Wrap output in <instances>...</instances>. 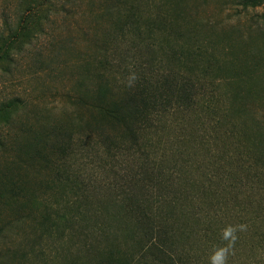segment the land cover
Wrapping results in <instances>:
<instances>
[{"label": "rangeland", "instance_id": "rangeland-1", "mask_svg": "<svg viewBox=\"0 0 264 264\" xmlns=\"http://www.w3.org/2000/svg\"><path fill=\"white\" fill-rule=\"evenodd\" d=\"M131 2L0 0V39L28 8L29 26L40 28L30 43L0 60V104H12L9 116L0 118V264H181L156 259L146 227L136 224L127 205L125 179L127 173L136 178V161L123 149L111 156L96 143L99 111L75 102L93 99L99 84L116 96L139 63L189 73L184 58L172 61L169 44L148 48L124 27ZM136 3L142 23L158 15L167 30L173 26L180 44L200 41L207 47L195 71L202 74L211 60L206 83L215 85L223 106H231L229 115L245 136L264 148V0ZM104 129L112 143L120 142L118 128L105 123ZM196 129L187 132L198 138ZM183 148L185 155L170 154L162 165L176 161L182 168L194 159L199 167L207 164L204 148ZM134 192L139 195L136 185ZM172 236L179 252L191 254L193 242Z\"/></svg>", "mask_w": 264, "mask_h": 264}, {"label": "trees", "instance_id": "trees-1", "mask_svg": "<svg viewBox=\"0 0 264 264\" xmlns=\"http://www.w3.org/2000/svg\"><path fill=\"white\" fill-rule=\"evenodd\" d=\"M137 1L132 0L129 5L124 27L132 29L136 39L148 48L169 44L172 61L179 63L184 58L189 73L181 75L175 67L159 72L150 63H139L133 73H128L116 96H112L110 87L99 84L90 102L81 97L75 102L99 111L100 118L93 130L96 143L111 156L115 150L123 149L127 159L136 161V178L127 173L125 179L127 205L134 209L136 224L146 227L148 247L157 250L158 261L210 264L218 249H226L223 264H264L262 141L251 142L245 136L229 115L231 106H223L211 87L214 84L206 83V74L212 70L211 60H206L202 74L195 71L201 51L207 47L200 41L188 46L180 44L179 36L171 30L173 26L167 30V22L158 15L142 23L136 13ZM39 5L43 9L45 3ZM32 12L30 8L24 11L8 36L1 37L0 60L37 36L40 28L35 24L29 26L31 23L26 20ZM107 95L111 100H107ZM11 105L0 104V118L9 116ZM105 123L120 130V142L112 143L105 133ZM187 127H196L200 136L195 137L194 130L187 132ZM185 143L204 148L207 164L199 167L194 159L187 160L182 168H178L176 161L165 168L162 164L170 154H186ZM194 172L200 178H191ZM135 185L139 195L134 192ZM154 189L158 193L153 198ZM163 208L168 212L161 213ZM215 222L220 226L215 227ZM229 228L233 230L232 236L224 239V230ZM177 233L186 244L193 242L195 248L190 253H198L199 257H185L183 250L179 252L169 242Z\"/></svg>", "mask_w": 264, "mask_h": 264}, {"label": "clouds", "instance_id": "clouds-1", "mask_svg": "<svg viewBox=\"0 0 264 264\" xmlns=\"http://www.w3.org/2000/svg\"><path fill=\"white\" fill-rule=\"evenodd\" d=\"M232 229H225L223 233V238L228 239L232 236ZM226 249H218L216 253L211 257L210 264H223V260L225 259Z\"/></svg>", "mask_w": 264, "mask_h": 264}]
</instances>
